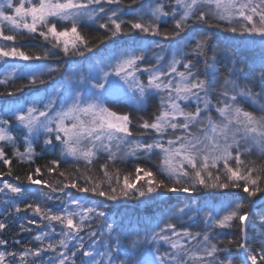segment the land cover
Returning <instances> with one entry per match:
<instances>
[{
	"label": "snow or ice",
	"instance_id": "snow-or-ice-1",
	"mask_svg": "<svg viewBox=\"0 0 264 264\" xmlns=\"http://www.w3.org/2000/svg\"><path fill=\"white\" fill-rule=\"evenodd\" d=\"M104 4H115L117 8L106 11ZM120 5L121 0H18V3L0 0V41L13 42L12 45H0V60L40 61L48 58L50 52L29 54L15 44L17 37L25 32L43 38L53 49L62 51L66 56H83L85 51L93 52L98 45L91 44L82 34L81 22L85 19L97 22L101 13L107 19L99 23V27L110 34L109 38L134 32L162 36L168 40L180 36L189 27L199 34L202 26L219 28L222 22L224 31L241 37L261 38V91L256 93L247 86L241 87L236 79H225L218 96L214 97L217 103L213 106L209 95L215 88V73L211 74L213 79H201L200 74L193 71V61L184 59L188 53L182 48L175 50L170 62L161 64L164 57L158 54L154 65L143 68L141 64L146 60L144 50L125 48L113 53L107 64L89 69L87 75L73 69L72 83L67 90L61 92L55 89L51 99L42 107H37L40 104L37 98L26 102L27 106L25 103L5 105L0 110V161L9 166L8 175H11L12 161L7 158L5 146L11 144L15 148L17 139L10 134L11 131H20L27 142L25 152L17 148L13 153L21 162L31 160L32 140L44 133L45 145H50L53 150L59 147L62 157L83 161L85 172L74 177L70 172L58 171L59 161H52L47 171L58 172L64 178L57 182L61 186L59 190L75 189L76 193L82 195L64 192L67 201L61 200L65 206L59 213H53L40 204L35 207L27 204V208L33 209L41 220L48 221L45 227L49 231L42 230L40 235L33 237L38 242L36 247H25L19 252L8 251L5 247L4 251H0V264H45L44 255L49 252L56 255L49 257L47 264H76L77 260L80 264H236L233 256L243 257L239 264H264V246L256 254L248 246L247 222L250 213L242 211L244 205L240 202H230L220 209L213 208L206 216L208 227L234 228L236 221L241 225L240 240L235 243L236 251H229L223 257L218 253L225 250L212 242L207 231L202 237L199 233L177 231L171 222L172 217L159 232L154 231L143 240L132 242V249L140 244L150 246L142 260L136 259L133 252L125 249L119 237H112L111 224H108L106 239L99 242L100 247L95 243L85 247L84 237L80 234L85 228L91 229L94 221L106 215L102 210L103 202L91 199L88 194L115 201L120 197L151 196L160 189L168 193L191 195L200 188H237L242 189L247 197L264 192L261 186L264 164L257 165L242 159L245 153L251 154L255 147L260 150L261 159L264 160V0H169L167 6L160 0H155V3L149 0L146 5H141L138 18L127 23L122 18L126 13ZM128 7L131 8V5ZM169 16L175 22V30L171 34L162 33L158 22ZM6 30L9 34H6ZM208 39L200 35L192 49L193 55L205 58L206 71L214 68L216 63L215 55L211 62L207 58L205 48ZM178 66H182L184 71H180ZM11 67L15 71L6 73L0 83H7L22 69L31 77V84L43 83L42 77L46 72L57 70L43 64ZM137 73L148 74L146 84ZM231 75H236L235 69ZM129 91L133 93L132 100L138 109L144 106L152 92L163 93L158 112L136 124V127L145 130L140 135L149 132L155 134L157 138L152 142L130 139L134 135L131 116L114 111L106 104L109 96L117 93L127 96ZM182 101L189 103L182 106ZM193 101L196 105L194 109L190 108ZM241 101L259 104V114L255 108L249 111L241 107ZM213 107L217 114L215 118L211 114ZM12 118L16 128L10 125ZM100 152H106L107 159L111 161L136 156L141 152L149 157L156 156L160 173L166 175L171 183L166 184L158 178L157 173L140 166L135 168L134 173L122 175L119 170L113 172L108 164H103L102 176L89 175L91 168L88 166L93 165ZM81 178L84 184L79 183ZM26 179L31 185L43 184L51 193L57 192V187L43 180L39 168L27 175ZM6 190L24 201L31 195L30 189L8 182L0 187V193ZM51 193L41 192L40 195L52 200L54 197ZM249 203L254 204L255 201ZM15 210L21 211L19 206ZM194 211L186 206L179 208L174 215L180 219L191 218ZM260 222L264 224V210L261 211ZM29 223L33 221L29 220ZM56 225L60 226L59 233ZM6 228L7 222L0 221V232ZM96 235V231L88 233L89 239ZM45 239L49 240L46 246ZM73 242L74 247L70 248ZM160 242L168 246L163 253ZM15 243L20 244L21 241ZM7 244L8 241L0 239V246ZM120 253L127 259L122 261Z\"/></svg>",
	"mask_w": 264,
	"mask_h": 264
},
{
	"label": "trees",
	"instance_id": "trees-1",
	"mask_svg": "<svg viewBox=\"0 0 264 264\" xmlns=\"http://www.w3.org/2000/svg\"><path fill=\"white\" fill-rule=\"evenodd\" d=\"M14 3H18V0H13ZM149 0H121L120 8L124 9L125 13L122 18L125 22H130L138 18V14L141 12V5L147 4ZM165 4V3H164ZM131 5V8L128 6ZM166 6L168 4H165ZM99 7V6H97ZM103 7L107 10L116 9L117 5L104 4ZM10 11V10H9ZM110 14V13H109ZM107 17L101 13L97 22L89 20H83L81 22V32L93 45V52L85 51L83 56L80 55H65L58 49H53L50 43H47L43 38L38 37L36 34H28L25 32L23 35H19L15 44L29 54L43 55L44 52H50V55L45 60L40 61H22L5 59L0 60V81L5 79V75L8 72H14L15 69L11 65L19 66H32L36 64H43L54 69L56 71L52 73H45L42 77L43 83L31 84L29 81L31 77L27 75L25 70L17 72L7 83H0V110L7 104H20L30 101L32 98H37L40 104L37 107H42L46 104L52 94L47 92V87L66 86V80L70 77V71L76 69L85 72L88 68L96 65L107 64L109 58L112 56L110 53H116L123 51L125 48H141L145 44L150 50L146 55V60L141 64V67H149L156 63L154 57L158 53L167 54L161 64L170 62L169 57L172 49L182 48L185 53H188L184 57L185 60L191 59L195 65L194 72L200 74L201 79L209 78L213 79L212 73L214 72L215 88L209 95L212 104L215 106L217 100L214 97L218 96V90L223 85L225 79H236L237 83L241 86H247L254 92L259 93L261 91L260 81V68H261V53L259 41L253 42L252 40L241 39L239 35L232 34L223 30V23L221 27L209 28L206 25L202 26V32L199 34L194 33L192 27L187 28L180 36L174 39H163L162 36H146L144 34H137L130 32L128 35H118L116 37H110L104 29L99 27V23L106 22ZM67 23V22H61ZM160 31L171 34L175 30V22L171 16L158 22ZM6 34H9L6 30ZM200 35L209 37L205 52L207 58L211 62L213 55L216 56V63L214 68L205 69V58L196 57L192 54V49L195 47L196 39L200 38ZM246 37V36H245ZM103 40V43L100 41ZM11 41H0V45H12ZM168 49V50H167ZM144 50V49H143ZM198 61V62H197ZM236 70V75L232 76L231 72ZM48 89V88H47ZM50 90V89H48ZM11 93V95H9ZM30 95V97H29ZM107 106L112 110L128 113L133 121V137L132 139H138L141 137L143 129L136 127V124L141 119H150L153 114L157 113L160 107V99L157 95H149L142 108H133L126 103H118L114 101H108ZM27 106V104H26ZM241 107L246 110L252 111L248 108V104L241 101ZM7 118V117H6ZM12 128H16V122L14 118L10 120ZM13 136L17 137L15 148L11 144H6L5 151L7 158L11 159L10 165L11 175H8L9 166L5 165L3 161H0V178L6 179L11 184L20 186L22 188L30 189L31 195L26 201L21 200L15 194H12L6 201L0 205V221L7 222V228L0 232V239L8 241L6 246H0V251H4L5 247L8 251H22L25 247H36L38 242L33 239L34 236L40 235L42 230L49 231L45 227L48 224L47 220H41L40 216L35 215L33 209L27 208V204L31 203L35 207L36 204H40L41 207L50 209L53 213H59L60 209L65 205L61 204V200L67 201V197L64 192H72L74 195L79 196L80 193H76L75 189H65L61 192L60 185L57 183L63 180V177L58 175V172L49 173L47 169L52 166V161H59L58 171H66L73 174V176H80L85 172V165L83 161H74L71 157H62L60 154V148L55 150L50 145H45L44 141L46 134L41 133L38 138L32 140L33 156L31 160H25L21 162L13 153L15 149H19L20 152H25L27 149V142L25 136L20 131H11ZM54 135V134H53ZM54 143H58L55 142ZM107 155L99 154L94 160L93 165L88 166L91 168L89 175L102 176L101 165L108 164L111 171L119 172L123 174L134 173L137 166L149 168L157 173L158 178L163 179L166 184H170L171 181L168 177L160 173L158 164L159 159L156 156H146L142 152L136 156H124L123 158H117L114 161L108 160ZM242 159L253 161L257 165L264 164V160L261 159L260 154L245 153ZM36 168L41 170L43 174V180L51 183L57 187V192L51 193L49 188L43 187V184L31 185L28 183L27 175L33 173ZM37 178V177H34ZM80 184H84V180H79ZM143 183V182H141ZM139 186V184L137 185ZM261 186L264 187V181L261 182ZM41 192L51 193L54 197L52 200H47L40 195ZM162 193V195H161ZM186 193H168L163 189L158 190V193H153L151 196L135 198L120 197L115 201L105 200L102 197L88 196L96 201H102V210L105 212V217L99 218L98 221L92 223V228H85L84 232L80 235L84 237V244L87 247L90 244H97L100 241L106 239L107 227L111 223V220H115L113 226L112 237H119L122 246L125 249L133 252L136 259H143L147 255V249L150 247L146 244H140L137 248L132 249V242L139 239L143 240L146 235H151L154 231L159 232L161 228L165 226V223L169 221V217H172L171 222L175 224L177 231H189L193 234L199 233L201 237L205 231L212 237V242L217 244L218 248L225 251L219 252L218 256L223 257L228 254L229 251L235 252V243L240 240V228L241 225L236 221V227L234 228H211L206 224V220L203 219L208 212L213 209L206 203L210 202L213 205L221 204L223 202H240L244 205L242 211H248L250 213L248 228H247V243L250 250H254V254L258 253L261 246H264V224L260 222L261 211L264 210V192L258 193L255 197H247V194L242 189L228 188V189H204L200 188L192 196H186ZM249 201H255L254 204H250ZM262 201V202H261ZM201 202H203L201 204ZM259 202L261 204L257 205ZM19 206L21 211L17 212L15 209ZM191 206L195 209L191 218L184 217L180 219L174 215L178 212L179 208ZM253 212H251V210ZM26 210V211H25ZM215 214V213H214ZM32 220L33 223H29ZM39 225V226H38ZM23 226V228H22ZM25 229H31L26 231ZM57 233L60 231V226L56 225ZM90 231H96L97 235L91 239L88 237ZM104 235H100V233ZM59 239V236L56 237ZM16 241H21L20 244H16ZM231 241V243H230ZM49 242L45 239L44 245ZM100 244V243H99ZM70 248L74 247L73 244L69 245ZM160 251L163 253L165 244L160 242ZM59 251V250H58ZM56 253H46L44 255L45 264L51 256H55ZM79 255V254H78ZM31 261V257L28 258ZM120 259L126 260L127 258L120 253ZM236 264L243 259L240 256H233ZM76 264H80L79 260Z\"/></svg>",
	"mask_w": 264,
	"mask_h": 264
},
{
	"label": "rangeland",
	"instance_id": "rangeland-1",
	"mask_svg": "<svg viewBox=\"0 0 264 264\" xmlns=\"http://www.w3.org/2000/svg\"><path fill=\"white\" fill-rule=\"evenodd\" d=\"M151 2L152 3H155V0H151ZM160 2L161 3H165V4H168V2H169V0H160ZM165 18H162V20H164ZM241 37V36H240ZM241 39H247V40H252L253 42H255V41H260L261 40V38L260 37H258V36H244V37H241ZM259 43V42H258ZM143 49H144V54H147L150 50H148V48H147V46L145 45V44H143ZM168 50V49H167ZM175 50L176 49H172V51H170V53H169V57H170V59H172V56H173V53L175 52ZM111 55H113V53H110ZM159 55H162L164 58L166 57L165 55L167 54V52H165V54H160V53H158ZM157 54V55H158ZM156 55V56H157ZM153 58H155V60H156V56L154 57V55H151ZM163 61V60H162ZM161 61V62H162ZM104 64H102V65H98V66H103ZM94 67H96V65L95 66H93V67H90V68H88L85 72H83L85 75H87V73H88V71H89V69H92V68H94ZM178 68H179V70L180 71H184V69H183V67L182 66H178ZM73 70V69H72ZM72 70L69 72L70 73V77H68V79L66 80V82L65 83H67V85L66 86H57V87H54L53 88V90H52V95H53V93H54V90L55 89H59L61 92H64V91H66L67 90V87L69 86V84L70 83H72V80H71V72H72ZM137 75L139 76V78L141 79V81H143L145 84L147 83V79H148V74L147 73H137ZM112 79H116L115 77H112ZM122 83V82H121ZM105 87H107V85H105ZM126 87V86H125ZM151 94H158V93H155V92H152ZM159 95L161 96V95H163V93H159ZM111 96H115L116 98H118V96H122L123 98L124 97H127L129 100H130V102H133V100H132V97H133V93L132 92H128L127 93V96H125V95H123V94H120V93H117V94H113V95H111ZM121 98V97H120ZM244 102H246V103H249L250 104V107L252 108V109H257V114H259V112H258V109H259V104H256V105H253L250 101H244ZM134 103V102H133ZM186 103H189V102H181V104H182V106L183 105H186ZM135 104V103H134ZM213 105V104H212ZM195 102L193 101V102H190V108H192V109H194L195 108ZM214 106V105H213ZM135 107H137L136 105H135ZM211 114H212V116L215 118L216 117V112H215V107H213L212 108V112H211ZM144 132V131H143ZM142 132V133H143ZM157 137L155 136V134L154 133H151V132H149L148 134H146V135H141V137L140 138H138L139 140H141V141H144V140H147L148 142H152L154 139H156ZM130 139H132V138H130ZM164 139L166 140L167 139V136H165L164 137ZM241 151L243 152V149H241ZM100 153H104V154H107L106 152H100ZM100 153H98V154H100ZM252 153H255V154H260V155H262L261 154V152H260V150L258 149V148H253V150H252ZM4 181L3 182H1L0 183V187H3V184L5 183V182H8V181H6V179H3ZM9 183V182H8ZM13 193H10V192H7V190L4 192V193H0V197L1 198H5L6 196H10V195H12ZM175 194H178V193H175ZM82 195V194H81ZM80 195V196H81ZM189 196H191L190 194H188ZM203 202H201V204H202ZM229 202H223V203H221V204H217V205H213V204H211L210 202H208V203H206L210 208L212 207V208H216V209H220V208H222L225 204H228ZM191 207V206H190ZM221 215L223 214V213H220ZM207 216V215H206ZM206 216H204L203 217V219L204 220H206ZM111 225H112V227L115 225V220H111V223H110ZM212 228V227H211ZM183 232V231H182ZM173 239H177V237H173ZM194 243V242H193ZM97 245V247H100V244L99 243H97L96 244ZM165 247L166 248H168V246L165 244ZM101 250H102V248H101Z\"/></svg>",
	"mask_w": 264,
	"mask_h": 264
}]
</instances>
